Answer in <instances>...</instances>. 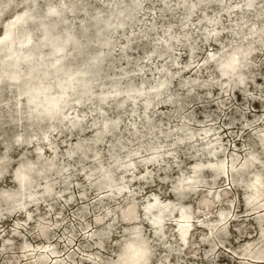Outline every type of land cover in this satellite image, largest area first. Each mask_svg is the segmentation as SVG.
Here are the masks:
<instances>
[{
	"label": "clouds",
	"instance_id": "9594fccd",
	"mask_svg": "<svg viewBox=\"0 0 264 264\" xmlns=\"http://www.w3.org/2000/svg\"><path fill=\"white\" fill-rule=\"evenodd\" d=\"M0 264H264V0H0Z\"/></svg>",
	"mask_w": 264,
	"mask_h": 264
}]
</instances>
